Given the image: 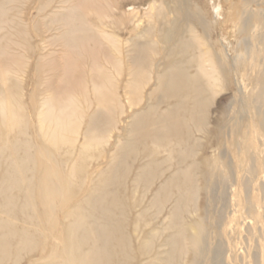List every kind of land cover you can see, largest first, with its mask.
Here are the masks:
<instances>
[{
	"label": "bare ground",
	"instance_id": "1",
	"mask_svg": "<svg viewBox=\"0 0 264 264\" xmlns=\"http://www.w3.org/2000/svg\"><path fill=\"white\" fill-rule=\"evenodd\" d=\"M56 1L40 0L36 9V28L57 32L50 46L61 51L36 59L44 89L32 92L31 109L21 82L28 65L21 49L31 24L20 6L27 0H0V264H21L27 257L58 258L46 264H184L188 254L197 264L209 235L204 223H188L199 178L208 176L196 161L195 135L210 120L223 135L233 114L212 110L220 81L231 73L223 52L215 51L224 50L222 39H212L210 22L191 0H151L145 12L150 25L127 39V47L107 30L114 9L126 6L120 0H60L53 8ZM124 64L126 96L135 111L126 138L90 175L92 152L109 143L123 115L109 67L121 75ZM152 78V102L138 110ZM258 95L264 98V89ZM85 117L89 124L82 130ZM158 182L147 207L141 208L145 196L131 203L132 193L143 188L146 195ZM169 205L168 225L162 221L137 246L132 211L140 207L138 223L158 219Z\"/></svg>",
	"mask_w": 264,
	"mask_h": 264
},
{
	"label": "rangeland",
	"instance_id": "2",
	"mask_svg": "<svg viewBox=\"0 0 264 264\" xmlns=\"http://www.w3.org/2000/svg\"><path fill=\"white\" fill-rule=\"evenodd\" d=\"M39 1L27 0L26 4L20 6H23V8H20L24 11L23 18L31 24V27L28 28V43H26L24 49H21V53L28 58V65L23 77H21V82L25 103L31 109L34 107L33 93L39 87L44 89L36 75V59L47 55L50 51L53 53L61 51L59 47L50 46V42L58 34L57 32H46V30L36 28V23L39 20L36 13ZM59 1H56L53 8L57 6ZM120 1L126 6L123 9H114L112 18L107 20V30L109 33L114 32L116 37L124 42V47H127V39L136 38L143 29L150 25V20L145 16V12L148 10L151 0ZM132 1H136V4H133ZM191 1L199 5L206 19L210 22V28L213 30L212 39H222L224 50L221 51L216 47L215 51L217 53L223 52L227 60V66L231 70L227 81H220L212 110L225 108L229 114L233 112L225 125L223 135L219 134L212 120L209 121V123L211 122L209 127L195 135L200 145L196 161L199 162L201 170L208 176L203 177L201 175L199 178L196 210L194 209L193 214L189 217L188 223L190 224L193 221L204 223L206 234L209 235V244L205 256L199 258L197 264H263L264 98H260L258 94L264 89V0ZM166 2H169V0ZM132 12H135L136 15L139 13L135 19V14L132 15ZM31 19L36 20L30 23ZM59 62L62 64L63 61ZM109 68L117 78L119 84L118 96L121 98L124 111L109 143L92 152V157L88 160V174L90 175L95 174L107 164L119 142L126 138L127 126L135 111L130 107L126 96L129 66L124 64L121 75L116 74L112 67ZM154 85L156 86V82L152 78V82L142 93V105L137 107L138 110L152 102H148V94L154 90ZM144 96H146L145 99ZM245 104L246 106H244ZM88 124V117H85L82 130H85ZM259 125L261 126L259 127ZM240 138L244 140H240ZM237 139L241 141L239 144ZM82 142L83 139L80 137L79 143ZM79 148L78 145L75 156H78ZM239 149L242 151L241 153L238 152ZM159 184V182L155 184L152 191L146 195H144L145 190L143 188H141L142 190L139 189L136 192L137 194L132 193L131 203L136 204L145 196L141 208L143 206L147 207L151 201L152 192ZM78 191L75 190V193H78ZM170 207V205L167 206L158 219L143 218L138 223L136 221L139 220L141 209L137 207L132 211L130 233L137 246L142 243L146 234L164 221ZM151 213H154V210L149 212V214ZM57 215L60 220V212L57 211ZM165 222L168 225L169 221L165 220L164 225ZM47 226L51 225L47 223ZM50 229L53 230V228ZM190 232L195 233L191 229ZM49 233L47 236L50 239L52 235ZM51 242L52 240L49 241V243ZM218 246H220L221 251H216ZM48 248L51 249L52 244ZM135 252L140 255L139 250ZM54 259L58 260L57 257H52L40 259L41 261H32L31 257H27L21 264H46L52 260L55 261ZM193 259L194 256L188 254L183 263L191 264Z\"/></svg>",
	"mask_w": 264,
	"mask_h": 264
}]
</instances>
